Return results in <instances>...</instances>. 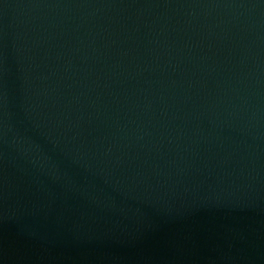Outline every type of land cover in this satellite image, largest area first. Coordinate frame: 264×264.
Here are the masks:
<instances>
[{
	"label": "water",
	"instance_id": "1",
	"mask_svg": "<svg viewBox=\"0 0 264 264\" xmlns=\"http://www.w3.org/2000/svg\"><path fill=\"white\" fill-rule=\"evenodd\" d=\"M0 264H264V0H0Z\"/></svg>",
	"mask_w": 264,
	"mask_h": 264
}]
</instances>
